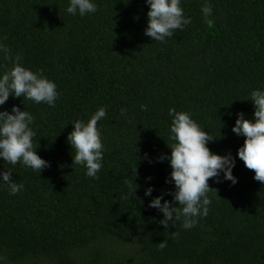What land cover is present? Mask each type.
<instances>
[{
	"label": "trees",
	"instance_id": "obj_1",
	"mask_svg": "<svg viewBox=\"0 0 264 264\" xmlns=\"http://www.w3.org/2000/svg\"><path fill=\"white\" fill-rule=\"evenodd\" d=\"M96 3L80 16L67 13L69 0H0V44L12 56L0 52V73L19 57L59 92L54 107L12 96L0 106L33 114V145L50 162L40 173L0 158L24 185L16 195L0 185L2 264H264V182L237 156L245 137L232 131L236 113L253 118L248 98L264 88V0H210L208 17L203 0H181L192 23L163 43L144 33L145 0ZM101 107L103 167L92 178L73 165L67 137ZM170 108L217 137L213 152L236 156L238 182L209 180L208 215L192 229L182 220L165 229L149 207L175 190L159 159L171 152Z\"/></svg>",
	"mask_w": 264,
	"mask_h": 264
},
{
	"label": "clouds",
	"instance_id": "obj_2",
	"mask_svg": "<svg viewBox=\"0 0 264 264\" xmlns=\"http://www.w3.org/2000/svg\"><path fill=\"white\" fill-rule=\"evenodd\" d=\"M145 2L150 8L144 33L151 40L166 42V38L172 37L177 29H184L192 23L191 17L184 15L181 0ZM200 8L205 17L212 14L210 0H203ZM97 10L96 0H69L66 8L68 14L79 13L80 16L94 14ZM0 52L4 53L5 59H12L10 49L5 45L0 44ZM10 96L23 97L25 105L26 100H31L54 107L59 92L55 81L25 67L16 57L13 66L0 73V106L5 105ZM248 99L253 101V118H247L243 111L236 113L232 131L245 137L244 144L237 150V156L248 169L254 170L255 180L264 182V88L252 90ZM168 114L172 118L169 135L172 143H168L171 152L162 154L159 159L169 161L172 171L167 182L174 183L175 190L162 191L149 201V207L163 214L159 223L165 229L178 220L183 221L185 229H192L199 223L200 217L208 215V206L212 203L208 193L213 189L209 180L215 179L219 183L222 178L233 185L238 182V177L233 174L236 156L231 151L225 154L213 152L208 143L217 137L202 128L191 113L170 108ZM106 115L107 109L101 107L87 121H73L74 129L67 137L75 150L73 165L83 166L88 177L98 178L103 167L104 144L97 125ZM34 120L35 117L26 107L22 110L19 105H13L11 111L6 108L0 110V158L13 166L20 163L41 173L50 166V162L42 158L36 151L38 147L33 145L36 133L31 125ZM12 174L11 168L0 169V185H7L10 194L16 195L24 185L17 183ZM153 191L154 186H148L145 196L151 197ZM169 194L173 198L171 201L164 198ZM159 247L166 248L167 241H161Z\"/></svg>",
	"mask_w": 264,
	"mask_h": 264
}]
</instances>
